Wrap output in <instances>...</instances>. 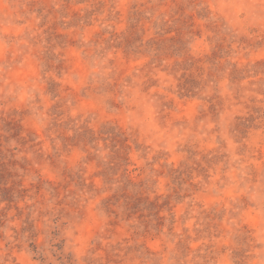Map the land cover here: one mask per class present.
I'll return each instance as SVG.
<instances>
[{"label": "rangeland", "instance_id": "1", "mask_svg": "<svg viewBox=\"0 0 264 264\" xmlns=\"http://www.w3.org/2000/svg\"><path fill=\"white\" fill-rule=\"evenodd\" d=\"M0 264H264V0H0Z\"/></svg>", "mask_w": 264, "mask_h": 264}]
</instances>
